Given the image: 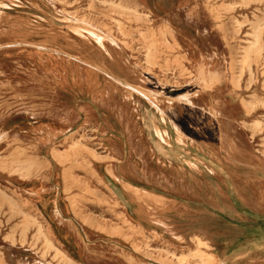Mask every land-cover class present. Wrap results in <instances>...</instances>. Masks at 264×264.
Masks as SVG:
<instances>
[{"label":"rangeland","instance_id":"obj_1","mask_svg":"<svg viewBox=\"0 0 264 264\" xmlns=\"http://www.w3.org/2000/svg\"><path fill=\"white\" fill-rule=\"evenodd\" d=\"M0 264H264V0H0Z\"/></svg>","mask_w":264,"mask_h":264},{"label":"bare ground","instance_id":"obj_2","mask_svg":"<svg viewBox=\"0 0 264 264\" xmlns=\"http://www.w3.org/2000/svg\"><path fill=\"white\" fill-rule=\"evenodd\" d=\"M119 9H121V10H126V11H129L130 10V8H128V7H126V6H123V5H120V4H118V6H117ZM132 14H133V17L134 18H139L138 16V12H136V11H134V12H132ZM147 16L146 15H144V18L146 19V21H147V18H146ZM67 20H69V19H67ZM253 24V23H252ZM254 28V27H253ZM69 29V28H68ZM83 29V28H82ZM255 29V28H254ZM256 30V29H255ZM72 31V30H71ZM77 31V30H76ZM88 31H90V30H88ZM92 32V31H91ZM94 33V32H93ZM96 34V33H95ZM251 36H253L252 37V39L250 40V42L248 43V45H247V47H246V50H245V56H247L249 53L248 52H250L251 50H257V49H259L258 48V42H259V36H257V34L256 33H252L251 34ZM95 37V36H94ZM101 38V37H100ZM163 39V42L165 43V45H166V47H168V45H169V42H167L164 38H162ZM100 42V41H99ZM145 56H146V59H147V62L148 63H152V62H154V63H156L157 61L156 60H158L159 59V55H158V50H157V47H156V44H155V40H152V41H150V42H148L147 43V45H146V53H145ZM199 66V65H198ZM198 73H197V78H198V80L199 81H201V82H204L205 83V85L207 84V85H210V84H212L213 82H215L216 80H217V75L215 74V73H212L211 71H207V70H205L204 68H199L198 70ZM139 92L140 93H142L143 95H146L145 93H144V91H141V89L139 90ZM149 100V99H148ZM150 101V100H149ZM151 103V102H150ZM163 114V113H162ZM161 119L163 120L164 118H163V116L161 117ZM154 125H156V124H154ZM153 125V126H154ZM158 126V125H157ZM86 130V129H85ZM158 130V129H157ZM157 130L156 129H154V132H155V134L157 135ZM160 130V129H159ZM165 132V131H164ZM164 132L163 133H161L158 137L159 138H161L163 141H165V138L163 137V135H164ZM175 133V132H174ZM88 137V136H87ZM157 142V141H156ZM73 144H75L74 142H73ZM98 153V152H97ZM71 159V158H70ZM185 164V163H184ZM183 164V165H184ZM76 175V174H75ZM134 189V188H133ZM98 216V215H97ZM105 219V218H104ZM112 222V221H111ZM25 229V228H24ZM23 229V230H24ZM194 243L197 245V246H199V245H201L202 243H203V241H201L199 238H195L194 239Z\"/></svg>","mask_w":264,"mask_h":264},{"label":"crops","instance_id":"obj_3","mask_svg":"<svg viewBox=\"0 0 264 264\" xmlns=\"http://www.w3.org/2000/svg\"><path fill=\"white\" fill-rule=\"evenodd\" d=\"M153 127H154V129H156V130H157V129H158V130L160 129L157 125H154ZM163 132H164V131H163ZM163 132H162V133H163ZM165 135H166V133L164 132V136H165Z\"/></svg>","mask_w":264,"mask_h":264}]
</instances>
